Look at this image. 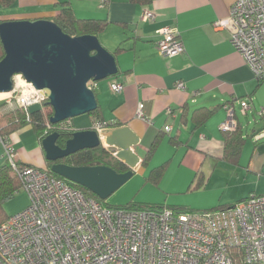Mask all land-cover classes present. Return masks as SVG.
Instances as JSON below:
<instances>
[{
    "label": "crops",
    "instance_id": "0c3cea01",
    "mask_svg": "<svg viewBox=\"0 0 264 264\" xmlns=\"http://www.w3.org/2000/svg\"><path fill=\"white\" fill-rule=\"evenodd\" d=\"M63 1L15 0L10 6L0 5V20H55ZM235 1L151 0L143 4L133 0H71L77 18L107 20L98 37L114 54L119 68L116 75L94 82L92 87L100 116L109 124L104 134L128 126L139 138L140 162L128 188H124L126 194L113 198L111 206L133 201L211 210L232 206L251 193L264 194V83L231 44V32L214 27L216 20L229 15ZM145 8L156 14L155 20L141 19ZM164 26L177 28L185 47L182 53H160L157 30ZM113 82L121 83L123 89L114 91ZM179 82L184 88L176 86ZM241 99L251 105L246 112L239 104ZM141 103L143 117L137 114ZM227 104L234 108L238 128L230 135L219 128L227 119ZM89 113L67 123L75 131L93 128L99 120ZM157 137L160 144L143 165ZM229 137L241 139L237 152ZM4 140L19 162L46 166L42 142L32 126ZM101 141L115 154L116 149L105 142V137ZM5 161V146L0 141V165ZM164 163L167 166L158 185L149 181L151 171ZM234 187L240 193L226 197ZM220 192L215 197L206 194ZM180 194L191 196L178 198Z\"/></svg>",
    "mask_w": 264,
    "mask_h": 264
},
{
    "label": "built area",
    "instance_id": "2783aa9c",
    "mask_svg": "<svg viewBox=\"0 0 264 264\" xmlns=\"http://www.w3.org/2000/svg\"><path fill=\"white\" fill-rule=\"evenodd\" d=\"M141 19L153 21L156 14L145 8ZM214 27L231 32V44L264 83V0H236ZM157 33L161 54L185 50L177 28L164 26ZM111 87L123 89L116 82ZM46 101V92L19 74L0 107H20L29 114L33 106L44 110ZM239 104L243 112L251 107L245 99ZM142 108L141 103V117ZM225 109L228 116L219 128L233 131L234 108L227 104ZM108 126L97 121L93 129L103 139ZM0 141L30 198L26 209L0 224V264H264V194L251 193L232 206L211 210L107 206L46 170L17 164L1 134Z\"/></svg>",
    "mask_w": 264,
    "mask_h": 264
},
{
    "label": "water",
    "instance_id": "95a60500",
    "mask_svg": "<svg viewBox=\"0 0 264 264\" xmlns=\"http://www.w3.org/2000/svg\"><path fill=\"white\" fill-rule=\"evenodd\" d=\"M0 40L5 52L0 59V93L12 92L14 76L22 75L46 92L54 111L51 123L95 110L98 101L89 83L119 71L114 54L103 46L98 35H69L51 19L1 21ZM57 135L50 133L42 140L48 160L57 161L102 142L93 128L74 131L65 147L56 143ZM104 137L116 149L115 156L129 168L127 171L118 172L103 164L74 166L62 162L53 163L51 169L107 200L133 177L140 158L139 138L128 126L108 130Z\"/></svg>",
    "mask_w": 264,
    "mask_h": 264
},
{
    "label": "trees",
    "instance_id": "16d2710c",
    "mask_svg": "<svg viewBox=\"0 0 264 264\" xmlns=\"http://www.w3.org/2000/svg\"><path fill=\"white\" fill-rule=\"evenodd\" d=\"M15 0H0L1 6H10ZM137 3H150L151 0H133ZM60 12L59 15L55 18V22L61 27V29L72 36L79 35H99L105 27L107 26L106 19H79L75 16L71 0H65L60 3ZM2 20H0L1 23ZM120 48V47H119ZM118 48V49H119ZM3 44L0 40V59L4 56ZM44 110H41L37 106H33L30 109L29 114L23 108L17 107L8 111L1 110L0 107V134L2 137H8L12 133L18 131L19 129L30 125L34 129V132L38 139L42 140L49 135L50 133H57L56 143L60 147H65V144L68 139H70L75 131L71 125L67 123V120L61 121L58 123H51L50 118L53 115V108L48 104V101L43 103ZM99 113V114H98ZM89 114H92L95 120L104 121L100 116L99 105ZM238 131V128L234 131H225L226 134H235ZM231 138V143L235 152H237L241 145V139L236 137ZM160 144V137H157L150 147L149 153L143 161V165L146 164L149 155L155 151ZM45 153V152H44ZM55 162H62L74 166H85V165H94V164H103L109 166L118 172H125L129 168L126 164L118 159L111 150L104 148L102 144L93 148H83L80 149L64 158H61L57 161H52L46 159V166L41 167L40 169L46 170L50 175L59 178L71 186L82 191L86 196L94 198L101 202L104 205H111L107 200L101 199L99 196L94 194L88 188L76 184L63 176L52 171L51 166ZM19 165H25L17 161ZM167 163H164L160 166L155 167L148 180L152 183L158 185L161 174L164 172ZM158 181V182H157ZM21 177L18 173V170L9 162L5 161L0 165V224L6 221L9 218V214L5 210V203L12 198H14L17 193L21 191ZM123 207L131 208H156V207H168L165 205H154V204H140L133 201H129L127 204L121 205ZM171 208V207H169ZM223 208V207H221ZM175 211L186 210L182 208H171Z\"/></svg>",
    "mask_w": 264,
    "mask_h": 264
},
{
    "label": "rangeland",
    "instance_id": "374dc122",
    "mask_svg": "<svg viewBox=\"0 0 264 264\" xmlns=\"http://www.w3.org/2000/svg\"><path fill=\"white\" fill-rule=\"evenodd\" d=\"M104 46V45H103ZM105 47V46H104ZM109 78V77H108ZM106 79H103V80H100L99 82H102V81H106ZM8 96V95H7ZM6 97V96H5ZM4 98V97H3ZM237 113L241 116V113L239 110H237ZM6 154V153H5ZM151 160V159H150ZM151 165V164H150ZM152 167V166H151ZM128 184H129V181L127 183H125L121 188H119L116 192H114L108 199H107V202L109 203L110 201H112L113 198H116V197H121L123 195L126 194V191H124L125 187L128 188ZM240 193L239 189L234 187L232 190L228 191L225 195L226 197H233V196H236ZM208 194V196H217V195H220V193H217V194H209V193H206ZM248 195V194H247ZM188 196H191L190 194H180V195H177L178 198H186ZM207 196V195H205ZM236 200H233L232 203H235ZM30 205V198H29V195L28 193L26 192V190L24 189H21V191L19 193H17V195L12 198L11 200L7 201L5 203V210L6 212L12 216V215H15L16 213L18 212H21L23 211L24 209H26L28 206Z\"/></svg>",
    "mask_w": 264,
    "mask_h": 264
},
{
    "label": "bare ground",
    "instance_id": "6f19581e",
    "mask_svg": "<svg viewBox=\"0 0 264 264\" xmlns=\"http://www.w3.org/2000/svg\"><path fill=\"white\" fill-rule=\"evenodd\" d=\"M7 95H10V92H5V93H0V98H5V96L7 97Z\"/></svg>",
    "mask_w": 264,
    "mask_h": 264
},
{
    "label": "clouds",
    "instance_id": "9594fccd",
    "mask_svg": "<svg viewBox=\"0 0 264 264\" xmlns=\"http://www.w3.org/2000/svg\"><path fill=\"white\" fill-rule=\"evenodd\" d=\"M18 161V160H17Z\"/></svg>",
    "mask_w": 264,
    "mask_h": 264
}]
</instances>
